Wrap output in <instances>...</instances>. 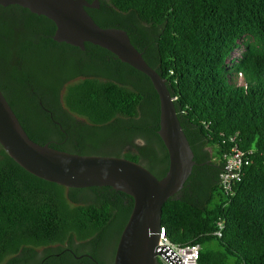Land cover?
I'll return each mask as SVG.
<instances>
[{
	"label": "trees",
	"instance_id": "16d2710c",
	"mask_svg": "<svg viewBox=\"0 0 264 264\" xmlns=\"http://www.w3.org/2000/svg\"><path fill=\"white\" fill-rule=\"evenodd\" d=\"M86 10L101 28L125 30L162 77L193 151L190 177L163 207L167 239L200 246L197 264H264V0H101ZM55 32L45 16L0 5V89L30 139L125 158L162 179L169 157L151 80L100 46L57 42ZM110 142L117 152L102 150ZM234 148L243 178L226 195L220 176ZM133 205L110 187L38 178L0 146V263L57 246L48 264H113Z\"/></svg>",
	"mask_w": 264,
	"mask_h": 264
},
{
	"label": "water",
	"instance_id": "95a60500",
	"mask_svg": "<svg viewBox=\"0 0 264 264\" xmlns=\"http://www.w3.org/2000/svg\"><path fill=\"white\" fill-rule=\"evenodd\" d=\"M96 4L86 0H0L4 7L17 5L53 21L57 42L82 50L85 43L100 46L151 80L161 105L160 135L169 157L166 175L158 179L142 165L125 158L82 156L39 145L30 139L1 89L0 146L23 169L45 181L72 189L110 187L133 198L114 264H159L158 256L169 264H181L168 246L158 244L163 231V207L183 189L196 165L194 154L165 81L148 65L125 30L103 29L95 23L86 8H97L98 0Z\"/></svg>",
	"mask_w": 264,
	"mask_h": 264
},
{
	"label": "built area",
	"instance_id": "2783aa9c",
	"mask_svg": "<svg viewBox=\"0 0 264 264\" xmlns=\"http://www.w3.org/2000/svg\"><path fill=\"white\" fill-rule=\"evenodd\" d=\"M243 167L244 154L237 148H234L232 154L227 157L225 167L220 176V184L226 195H232L233 187L242 181ZM219 226L222 225L219 224ZM216 235H220V232H217ZM158 246H168L181 259V264L198 263L200 254V246L198 245H174L167 239L164 231H162ZM158 262L159 264H169L162 256H158Z\"/></svg>",
	"mask_w": 264,
	"mask_h": 264
},
{
	"label": "flooded vegetation",
	"instance_id": "af4514ba",
	"mask_svg": "<svg viewBox=\"0 0 264 264\" xmlns=\"http://www.w3.org/2000/svg\"><path fill=\"white\" fill-rule=\"evenodd\" d=\"M87 1V0H86ZM97 0H91V2H88L90 4H93L94 6L96 4ZM99 1V5L97 8H88L92 11L100 8L101 0ZM57 248V246H50V247H41V248H34V249H21L16 254L8 255L0 264H48L47 259L48 255H51L52 252H55L54 250ZM69 253H72L71 250H67ZM90 255H87V257ZM114 264V260H113Z\"/></svg>",
	"mask_w": 264,
	"mask_h": 264
},
{
	"label": "rangeland",
	"instance_id": "374dc122",
	"mask_svg": "<svg viewBox=\"0 0 264 264\" xmlns=\"http://www.w3.org/2000/svg\"><path fill=\"white\" fill-rule=\"evenodd\" d=\"M242 44H243V42H240V44H239L240 47L236 49V51L232 54V56L228 60V66L230 68H233L240 61L242 52L244 51V47ZM102 150L104 152H108V153H115V152H117L118 147L110 142V143H106L102 147ZM115 245H116V239H115V235L112 233V238L110 241L109 249L110 250L113 249L115 247Z\"/></svg>",
	"mask_w": 264,
	"mask_h": 264
}]
</instances>
